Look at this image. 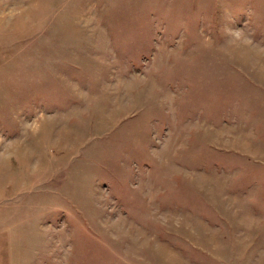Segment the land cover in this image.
<instances>
[{
    "label": "rangeland",
    "instance_id": "374dc122",
    "mask_svg": "<svg viewBox=\"0 0 264 264\" xmlns=\"http://www.w3.org/2000/svg\"><path fill=\"white\" fill-rule=\"evenodd\" d=\"M0 264H264V0H0Z\"/></svg>",
    "mask_w": 264,
    "mask_h": 264
}]
</instances>
